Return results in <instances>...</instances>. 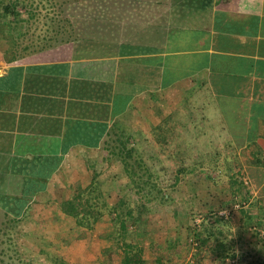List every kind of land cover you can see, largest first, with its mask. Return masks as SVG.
<instances>
[{"label": "crops", "instance_id": "0c3cea01", "mask_svg": "<svg viewBox=\"0 0 264 264\" xmlns=\"http://www.w3.org/2000/svg\"><path fill=\"white\" fill-rule=\"evenodd\" d=\"M144 15L140 56L152 63L130 65L129 72L144 68L143 88L136 94L129 90L138 99L130 111L144 105L145 113L139 128L132 125L134 140L154 135L156 141L168 123L179 142H223L225 153L215 151L217 156L227 157L229 151V156L249 157L252 149L246 145L233 147L229 127L256 125L241 139L264 148V0H161ZM121 59L0 61L1 194L13 190L24 199L27 191L47 190L67 161L84 150H95L97 157L99 144L87 146L102 141L100 132L110 124ZM55 65L63 66L60 74L51 72ZM174 110L181 113L172 115ZM74 142L80 145L65 149ZM174 231L169 243L180 237ZM202 235L209 239V249L197 252L208 251L218 259L213 249L220 245ZM218 241L224 244L225 236ZM192 246L195 251L196 242ZM189 258L190 264L210 262L200 253Z\"/></svg>", "mask_w": 264, "mask_h": 264}, {"label": "trees", "instance_id": "16d2710c", "mask_svg": "<svg viewBox=\"0 0 264 264\" xmlns=\"http://www.w3.org/2000/svg\"><path fill=\"white\" fill-rule=\"evenodd\" d=\"M160 4L161 0H0V61L5 64L122 58L120 60L122 70L119 69L117 77L118 89L113 91L111 98L110 124L100 132L99 137H103L102 141L91 143L87 147L94 148L99 144L97 157L92 161L90 169L105 163L109 165L119 164L128 184L133 187L134 197L131 196V198L128 194L120 202L121 206L120 204L112 207L108 206L105 202L102 186L96 181L98 175L93 173L88 186L80 189L81 191L77 194L75 193L73 199L62 201L60 207L67 217L73 219L77 227L91 228L90 221L94 225L102 218L103 212L108 214V220L113 227V231L106 234V237L112 239V244L115 245V247L110 246L112 248L108 249L113 252V256L110 257L111 261L115 258L118 264H165V261L169 262V250L175 246L172 241L168 242L167 249L156 250L152 247L151 240L147 252L145 246H143L144 241L149 239L144 227L149 220L148 216L152 212V208H147L145 204L153 201L160 205L169 198V195L166 189L159 187L158 165L160 161L157 157H151L152 163L150 165L142 154L138 153L134 145L136 141L134 140V130L130 118L132 106L138 103L137 96H134V94L143 88L141 84L144 81V68L129 72L130 65L144 67L147 61L140 56L144 54L143 44H140L144 36L140 33L142 31L140 29L143 28L145 23L144 14L146 9H154ZM71 5L79 9V15L72 16L67 13L66 10ZM36 31H39V33H36ZM34 33L36 34L35 39H32ZM148 60L154 62L153 59ZM147 62L148 64L152 63ZM51 67H54L51 68V72L56 71L55 74H60L63 71L61 65ZM124 87H128V89ZM90 88H93V93L96 91L94 84ZM106 88L109 92L110 86H106ZM130 89L134 94L129 91ZM174 128V126H170L166 129L169 131L168 135ZM229 130L235 139L233 142L235 149H240L244 145L248 147L247 149H252L249 157H242L246 160L244 165L238 166L236 171L232 173L227 165L226 158L215 154L211 156L212 159L206 161L202 159L195 161L189 167H179L175 172L173 186H176L185 175L201 173L205 179L211 181L214 185L223 184L224 186L225 184L227 186L230 184L232 190L240 191V194H245L246 196H244L248 199L251 192H249L242 178L246 173L250 185L254 186L253 188L258 191V195L262 198H256L247 210L241 212L249 222L253 221L256 225H260L259 217L264 216V207H261L260 204L261 201H264V148L255 140L244 141L241 139L245 135V130L252 133L256 130V125H252L250 129L248 127L232 126L229 127ZM158 142L166 145L174 141L170 136H165L158 139ZM67 144L65 146L67 150L72 144L80 145L77 142ZM244 168H246L245 172ZM45 191L41 187L31 192L27 191V201L25 200V203H23L25 207L20 204L18 212L15 207H12L15 210L12 214L9 212V200L11 199V204H16L19 198L15 196L11 198L0 193V243L8 244L7 248L10 253L7 254V259L16 256V250L12 251L9 247L13 239H11L8 232L17 230L18 223L21 222L22 218H25L30 205L34 204L32 196H39L44 194ZM128 198L131 199L130 203ZM90 201L95 203L101 201L104 211L97 210V206L92 207ZM3 202H6V204H3ZM232 204L229 203L226 206L231 207ZM177 215H172V218L174 222L178 223L176 226H180L182 224H179L180 221L176 218ZM206 217L201 219L196 216L193 217L192 221L199 218L200 222L188 228V237H194V243L197 240L196 249L201 248V245L205 243L200 238L198 230L202 228L200 227L201 223L207 221ZM129 228H134L133 230L141 229L139 233L144 237L142 245L128 239ZM176 230V234L180 235V228L178 227ZM206 235L211 237L210 233ZM254 235L257 239H264V235L259 232H254ZM179 238L176 237V240L179 241ZM215 252L216 254H214L220 260L238 257L235 251H231L228 255L222 243L218 248H215ZM4 254H6L4 249H0V255ZM53 263L67 264L61 259H54ZM0 264L11 263H5V260L0 258Z\"/></svg>", "mask_w": 264, "mask_h": 264}, {"label": "rangeland", "instance_id": "374dc122", "mask_svg": "<svg viewBox=\"0 0 264 264\" xmlns=\"http://www.w3.org/2000/svg\"><path fill=\"white\" fill-rule=\"evenodd\" d=\"M66 11L72 16L79 15L80 12L73 5L69 6ZM36 33H39V31H36ZM35 35L34 33L32 39H35ZM143 106L139 111L130 112L133 128H139V123L143 124L145 121ZM179 113L181 112L178 111L177 113L174 110L171 114L177 116ZM164 124L166 126H162L163 132L157 134L156 138L170 136L174 142L163 145L158 140L155 141L154 135L145 136L147 138L144 135H138L134 143L138 153L142 154L148 164L151 165L152 163L151 157H157L160 161L158 165V173L160 175L159 187L166 189L169 195V198L160 205L153 201L145 204L147 208H152V212L148 216L149 220L144 227L149 238L144 241L143 246H145V251L149 250L150 240L152 241V247L156 250L167 249L168 239H171L170 236L175 232L174 229L179 227L181 230V242L178 240L174 242L175 246L168 252L169 262L165 261V264H190L191 260L189 259L193 260V258H189L190 254L195 255L198 253H200L203 259L212 258V260L209 259L210 262L206 260L207 264H227V258H224V260L216 259L208 251L197 252V249H199L197 248L195 250L197 253H194V247L192 246L194 237H188V228L195 224L192 221L193 217L196 216L201 219L207 216V221L202 222L200 226L202 228L198 230L200 238L205 241L201 245L202 249H209V239L203 238L202 232H206V234L210 233L211 239H216L215 243L219 245L221 243L218 240L222 236H225V250L228 255H230L231 251L236 252L239 258L236 264H264V239H257L254 232L249 231V227L256 224L253 221L249 222L241 212L242 210H247L256 198H262L258 195V191L253 188L254 186L250 185L247 174L245 173V176H242V178L249 192H251V196L248 199H246L245 194H240V191L232 190L230 184L227 186L225 184L224 186L223 184L214 185L211 181L205 179L201 173L185 175L176 186H173L175 172L179 167H189L195 161L212 159L211 156L215 154V151L225 153L222 152L224 143L179 142L174 136V130L168 135L169 131L166 129L169 125L168 123ZM144 126L142 125V132H144ZM153 138L154 140H152ZM190 146H193V148L189 149ZM95 152L93 149H89V151L84 150L83 153H79V155L84 154V158L76 155L74 158L72 157L73 159H69V163L67 161V165L60 170L61 172L56 174V177L45 193L37 196L36 200H33L34 204L30 205L25 218H22L21 222L18 223L17 230H14L15 232H8L11 239H13L9 247L12 251L16 250V256L12 257V259H7V254L10 253L7 248L8 244L0 243V249H4V252H6V254L0 255V258L4 259L5 263L54 264V259H61L67 264H118L117 259L114 258L111 261L110 258L113 256V252L108 248H112L110 246L115 247V245L112 244V239L106 237V234L112 232L113 227L108 220L109 215L103 212L104 209L101 201L97 203L90 201L92 207L97 206V210L103 212L101 221H97L94 225L92 221L89 222L91 228L77 227L73 219L67 217L60 208L62 201L73 199L72 197L75 193L77 194L81 191L80 189L88 186L93 173H97L98 175L96 181L102 186V192L108 206L112 207L120 204L128 194H130V197H134L133 187L128 184L119 164L109 165L105 163L95 166L94 169H90L92 161L96 157ZM226 152L228 155L223 158H226L228 167L234 173L238 166L244 165L246 160L235 156L233 153L229 156V151ZM211 175L213 176L214 174ZM15 194V191L8 190L7 196L12 198ZM26 199V196L24 199L19 197L16 204H11L12 201L10 199V214L15 211L12 207H15L17 211L20 204L25 203ZM128 199L130 203L131 199ZM238 201H241V210L235 211L229 219L224 220L215 217L214 213L228 208L226 205L229 203ZM3 204H6V202H3ZM260 204L261 207H264V201H261ZM84 207L88 208L87 206ZM174 214H178L176 218L180 221L179 224L182 225L176 226L178 223L174 222L172 218ZM181 215L186 218H182ZM259 218L260 225H256V227L264 231V216H260ZM205 226L207 227L205 228ZM129 229L128 239L131 242L142 245L144 237L139 233L141 229ZM215 248H218V246H215ZM215 248L213 252H215ZM178 257L181 259L179 260Z\"/></svg>", "mask_w": 264, "mask_h": 264}, {"label": "built area", "instance_id": "2783aa9c", "mask_svg": "<svg viewBox=\"0 0 264 264\" xmlns=\"http://www.w3.org/2000/svg\"><path fill=\"white\" fill-rule=\"evenodd\" d=\"M241 206L239 202H235L231 205V207L228 208H224L218 212L215 213V216L219 219H224L227 220L231 217V215L237 211L240 210ZM195 224H199L200 219H195ZM249 231H253V232H259L261 235H264V231L263 230H259V228L256 227V225L249 227ZM238 262V257L235 259H228L227 263L228 264H236Z\"/></svg>", "mask_w": 264, "mask_h": 264}]
</instances>
